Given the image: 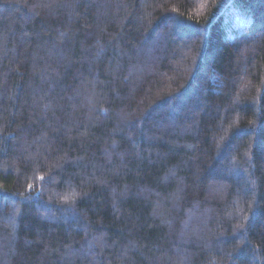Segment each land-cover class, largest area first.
Masks as SVG:
<instances>
[{
  "label": "trees",
  "instance_id": "16d2710c",
  "mask_svg": "<svg viewBox=\"0 0 264 264\" xmlns=\"http://www.w3.org/2000/svg\"><path fill=\"white\" fill-rule=\"evenodd\" d=\"M0 264H264V0H0Z\"/></svg>",
  "mask_w": 264,
  "mask_h": 264
}]
</instances>
